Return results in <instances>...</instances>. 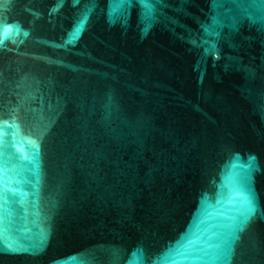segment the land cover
Returning <instances> with one entry per match:
<instances>
[{
    "label": "water",
    "instance_id": "obj_1",
    "mask_svg": "<svg viewBox=\"0 0 264 264\" xmlns=\"http://www.w3.org/2000/svg\"><path fill=\"white\" fill-rule=\"evenodd\" d=\"M155 8L0 0V264H264V0Z\"/></svg>",
    "mask_w": 264,
    "mask_h": 264
},
{
    "label": "snow or ice",
    "instance_id": "obj_2",
    "mask_svg": "<svg viewBox=\"0 0 264 264\" xmlns=\"http://www.w3.org/2000/svg\"><path fill=\"white\" fill-rule=\"evenodd\" d=\"M116 3H118L119 5H124L126 3H130L131 0H115ZM141 7L143 10H145L143 12V14L145 15L146 19H151L154 18L155 14H156V8L155 5L159 2H161V0H139ZM218 2H222V0H218ZM244 2L246 3H255L256 0H244ZM261 15L259 17V19L264 22V8H261ZM248 18L255 21L257 19V17L253 16L251 13H247ZM213 25H219L221 23L219 17H213L212 20ZM204 32L206 36L212 35V36H218L219 33L217 31H214L212 28H208L205 27L204 28ZM25 35H27V33H25ZM205 44H208L210 47L206 48V51H211L212 49H214L215 47V43L214 41H209V40H203L202 41ZM254 159V158H253ZM3 189H4V184H3V175L2 173H0V198H2L3 196ZM9 250L10 251H17L16 248H13L12 246H9Z\"/></svg>",
    "mask_w": 264,
    "mask_h": 264
}]
</instances>
